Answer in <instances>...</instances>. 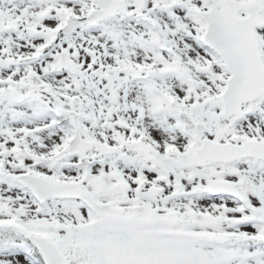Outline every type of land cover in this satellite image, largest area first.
<instances>
[{"label":"snow or ice","instance_id":"6c2138e0","mask_svg":"<svg viewBox=\"0 0 264 264\" xmlns=\"http://www.w3.org/2000/svg\"><path fill=\"white\" fill-rule=\"evenodd\" d=\"M0 264H264V0H0Z\"/></svg>","mask_w":264,"mask_h":264}]
</instances>
